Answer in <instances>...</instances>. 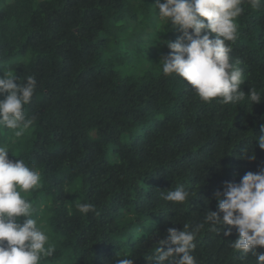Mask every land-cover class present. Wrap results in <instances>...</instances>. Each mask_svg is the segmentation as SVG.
Segmentation results:
<instances>
[{
    "label": "trees",
    "instance_id": "1",
    "mask_svg": "<svg viewBox=\"0 0 264 264\" xmlns=\"http://www.w3.org/2000/svg\"><path fill=\"white\" fill-rule=\"evenodd\" d=\"M155 4L0 0V73L37 80L25 105L33 125L20 138L0 128V145L41 174L40 186L22 193L55 248L40 264H154L169 228L194 229L218 211L214 193L226 182L264 169L255 141L264 98L205 103L182 78L163 75L166 42L182 33L160 19ZM242 7L230 57L244 72L240 90L264 94V0L259 9ZM245 149L254 161L242 158ZM181 187L187 202L164 199ZM86 202L98 214L77 210ZM210 229L205 224L194 241L197 264H256L230 247L235 229L230 236Z\"/></svg>",
    "mask_w": 264,
    "mask_h": 264
},
{
    "label": "clouds",
    "instance_id": "2",
    "mask_svg": "<svg viewBox=\"0 0 264 264\" xmlns=\"http://www.w3.org/2000/svg\"><path fill=\"white\" fill-rule=\"evenodd\" d=\"M246 2L254 9L262 5V0H156L160 19L182 33L175 42H166L171 51L162 59L163 75L182 78L205 103L217 100L224 105L235 104L247 97L252 105L259 104L264 94L250 89L245 95L240 90L245 83L244 72L230 57L233 49L229 42L238 38L236 19ZM212 34L214 38H210ZM24 79L20 83L11 72L0 73V96L4 97L0 100V128L12 130L16 138L33 125V119L25 114V105L32 102L37 80L34 76ZM255 141L264 150V128ZM9 152L7 145H0V264H40L43 258L53 256L55 248L38 227L33 218L35 208L22 193L39 187L41 174L23 159L10 160ZM242 158L256 159L247 149ZM189 196L190 192L181 187L167 191L164 199L183 204ZM214 196L218 211H208L204 222L192 230L187 224L183 231L169 228L167 238L159 241L150 258L154 264H197L192 255L194 241L205 224L224 236L235 229L238 239L230 247L242 256L251 254L256 264H264V253L257 252V248H264V169L247 172L239 183L226 182L223 191ZM76 208L85 215L98 214L90 202L77 203ZM165 245L171 246L164 251ZM116 264H133V260L118 258Z\"/></svg>",
    "mask_w": 264,
    "mask_h": 264
},
{
    "label": "rangeland",
    "instance_id": "3",
    "mask_svg": "<svg viewBox=\"0 0 264 264\" xmlns=\"http://www.w3.org/2000/svg\"><path fill=\"white\" fill-rule=\"evenodd\" d=\"M44 222H42V225H43Z\"/></svg>",
    "mask_w": 264,
    "mask_h": 264
}]
</instances>
